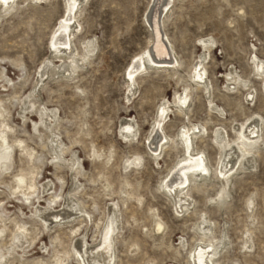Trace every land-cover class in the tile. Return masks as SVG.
I'll return each instance as SVG.
<instances>
[{"label": "rangeland", "instance_id": "obj_1", "mask_svg": "<svg viewBox=\"0 0 264 264\" xmlns=\"http://www.w3.org/2000/svg\"><path fill=\"white\" fill-rule=\"evenodd\" d=\"M81 1L72 42L85 58L77 70L52 46L67 0H16L11 9L0 1V132L14 148L12 168L0 172L2 264H81L78 253L90 261L112 218V264H193L191 253L210 244L214 264H264V0H173L162 16L168 0ZM157 3L176 64L156 70L146 60L132 86L127 72L157 44ZM186 97L181 114L175 101ZM167 101L164 130L153 134ZM126 120L135 125L129 138ZM251 124L263 141L243 159L235 142ZM198 127L204 136L194 153L205 155L210 174L193 180L184 206L164 185L188 157L182 134ZM164 135L168 144L154 153ZM226 165L235 167L228 181Z\"/></svg>", "mask_w": 264, "mask_h": 264}, {"label": "bare ground", "instance_id": "obj_2", "mask_svg": "<svg viewBox=\"0 0 264 264\" xmlns=\"http://www.w3.org/2000/svg\"><path fill=\"white\" fill-rule=\"evenodd\" d=\"M0 1L3 3L2 6H4L7 9L13 8L16 4V0H0ZM38 1L41 2L44 0H38ZM172 1L173 0H168L167 4L165 5L163 10L161 11V16L169 9L168 6L171 4ZM158 2H159V0H158ZM81 4H82L81 0H67V14H66L65 18L63 19V23H62L61 27L57 30V32H55V34L52 38V46H53L55 52L58 54L57 55L58 58H61L63 60L64 59L71 60L72 65H74L76 70L79 68L77 64L80 63L77 61H79L83 57L85 58L84 55L79 54L80 52L77 53L74 50L73 42H72V37H74V35H75L73 28L75 26V23L77 20V15L79 14V9H80ZM160 4H162V3H160ZM158 6H160L158 3L155 6H153L155 9H153V11H154L152 13L153 24H151V27L153 28L154 33L157 37V44H156L154 49L148 50L144 55H141L139 57L138 61L135 62L133 64L132 68L127 72V77L129 78V81L132 83V86H134L137 83V77L139 75H141L142 72H146L148 70V67L146 65V63H147L146 60L156 70H170V69H173L175 67V64H176L175 60H173V58L171 59L172 48H169V46L165 43L164 39L160 36L159 29H160V26L162 24L158 22V16L160 15V13H158ZM160 9H161V7H160ZM147 20L150 23L149 17ZM205 42H207V41H205ZM78 58H80V59H78ZM254 62H255L259 71L263 70V66H262L263 63H261V61H259L257 57L254 58ZM202 67H203V63L200 62L195 67V73H194L195 79L200 84L203 83V81L205 79V74H206L205 69ZM263 74H262V76H263ZM206 83H207V81H206ZM207 89L208 88H206V90ZM132 92H133V90H131V94H133ZM250 95L252 96V94H250ZM169 102L167 105H165V107H163V108L161 107V111L157 116L156 123H154L155 125H153L154 126L153 130H152L153 134L154 133L157 134L158 132L160 133L161 131L164 130L163 129L164 123L166 122V119L168 117L170 109H172ZM178 102L182 105L181 108H179V113H181V114L185 113V111L183 109L187 108L188 97H186L185 99H182L180 101L179 100L175 101L176 104ZM33 107H35V105H33ZM47 112L48 111L46 109H44L43 112H40V116L42 119L41 123L43 122V117H45L47 115ZM55 116H56V113L53 115V118H55ZM0 117H3L1 112H0ZM258 125L254 124L251 127L248 126L247 129L245 128L246 130H244V129L238 130V131H240L239 132L240 137H239L238 141L235 143L237 144V147L241 153L240 158L241 157L243 158L247 154L252 153L254 147L260 143V140H262L260 138V134H259V128L260 127ZM7 127H8V125H6V128ZM38 127H39L38 123H35V125H34L35 131H39ZM134 127H135V125L131 120H129V121L126 120L122 125V130H123L122 135L125 138H129V135H126L125 132H127L128 134H131L134 130ZM196 131H197V133L194 130L195 133L192 134L190 130L189 131L186 130L182 134V136L184 138V144H185V146H184L185 150L184 151L188 157H186V159H184V161H182L180 167L177 168L179 170L176 174V178L173 179L171 182L165 183V185H164V188L174 197V199H180V202L185 201L184 206H187V203L189 201L188 197L186 195V194H188V192H185V191L188 190L190 187H192L191 185H194L193 180L194 179L197 180V178H200V177L206 178V176H208L210 174V171H209V168L207 165L208 163L206 161L205 155L201 152H199L197 154L194 153V151H195L194 150L195 139H197L199 136L201 138H203V136H204L202 128L198 127ZM132 136H134V135L132 134ZM219 137H221V136H219ZM168 139H169L168 136H165V135L162 136L159 139L157 148L155 150L152 149L153 152L157 153L159 151H162L164 149V147L166 146V144H168ZM0 141H1V143H0V172L3 173L5 170H10L12 168V164L14 162L13 161V159H14V148L8 142L7 132L5 130L0 132ZM218 141H219V139H218ZM170 142H171V140H170ZM20 145H22V143H20ZM222 145H223L222 146L223 148H224V146L229 147L230 143L228 141L224 140ZM149 147L150 148L152 147L151 142L149 143ZM166 149H168V148L166 147ZM30 151H26L27 154L31 155L32 151L31 152ZM234 155H237V152ZM242 161H244V160H242ZM229 163H232V160H230ZM234 169H235L234 165L230 169H228V166L226 165V167L222 168L223 172L221 170H220V172L227 179V178H230L231 172L235 171ZM25 176L23 174L17 176L16 182L20 185L25 184L26 183V177ZM227 181H228V179H227ZM50 186H51V184L47 183L44 185V189H46V190L48 189V191H50V190H52V188H49ZM29 189H36V187H34L33 185L30 184ZM35 193H36V190L30 194H25L24 195L25 202L31 204V201H32L31 196H33ZM59 200H60L59 195L53 196L51 201H50V206L56 204ZM184 206H181V209H183ZM47 211H48V209H43V208H41V211L39 210V212H41L44 215L46 214L45 212H47ZM48 212H50V211H48ZM60 218H61L60 214H53L54 221L59 222ZM115 221L113 218L111 219L110 223L108 224V226L105 229V232L102 236V240H101L99 246L97 245L98 247L95 249L98 252H97V254H94V256L92 257V259L90 261L85 260L84 256L81 253H78L82 259L83 264H112L113 263V261L115 260L114 255H113L114 236L118 231V229L116 228V225H115ZM156 227H157L158 231H161L163 229V224L160 221H158L156 223ZM19 230L22 231L21 234L26 235L28 233V231L24 227L19 228ZM205 230H210V229H208V227H207ZM4 233H5V229L0 230V235H3ZM208 233H209V231H208ZM87 254H88V252H87ZM85 255H86V253H85ZM217 255H218V248L215 247V245L214 246L211 244L207 245V246L202 245V246L198 247L197 249H195L191 253V259L193 261V264H214V262H215L214 259L217 257ZM3 257H0V264H2ZM218 258H219V256H218Z\"/></svg>", "mask_w": 264, "mask_h": 264}]
</instances>
